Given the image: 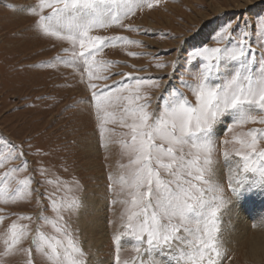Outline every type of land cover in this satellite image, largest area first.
Listing matches in <instances>:
<instances>
[{
  "label": "snow or ice",
  "instance_id": "obj_1",
  "mask_svg": "<svg viewBox=\"0 0 264 264\" xmlns=\"http://www.w3.org/2000/svg\"><path fill=\"white\" fill-rule=\"evenodd\" d=\"M160 3L36 0L27 11L35 17L34 25L42 35L61 43L65 55L53 59L69 67L85 66L91 81L109 79L93 71L114 63L97 61L96 54L103 48L143 43L124 35L99 33L112 27L139 30L125 22L128 17ZM237 27L238 21L221 25L216 38L223 43L192 50L189 58L199 63V70L188 73L191 80L181 75L180 87L169 90L150 75L133 73H123L121 81L110 85L89 83L101 146L114 142L110 134L106 135L114 131L108 124L118 122L126 129L118 143L127 162L108 177L112 203L123 206L112 238L114 264H223L234 228L225 224V214L254 188L264 190V40L257 52L251 46L250 33L240 29L237 34ZM258 31L264 37V24ZM184 42L169 51L182 50ZM178 59L171 62V76H175ZM166 66L163 61L155 64L158 69ZM181 88L191 92L194 103ZM152 89L160 90L156 97L151 95ZM229 114L236 127L248 123L260 126L224 140L221 150L215 128ZM37 152L46 155L40 149ZM222 168L227 169L228 197L221 182ZM82 191L79 180L65 181L43 163L30 166L23 145L0 134V204L35 200L38 209L35 216L16 214L0 233V264L17 256L22 257L23 264H102L90 259V252L80 241V228H73V219H79L84 210ZM0 213V221L13 215L4 209ZM45 226L56 235L45 232ZM25 241L28 247L23 246ZM125 243L134 248L130 260L121 259Z\"/></svg>",
  "mask_w": 264,
  "mask_h": 264
},
{
  "label": "rangeland",
  "instance_id": "obj_2",
  "mask_svg": "<svg viewBox=\"0 0 264 264\" xmlns=\"http://www.w3.org/2000/svg\"><path fill=\"white\" fill-rule=\"evenodd\" d=\"M35 3L36 0H0V134L23 145L30 166L37 167L43 163L50 168V173L58 174L65 181H80L83 185L81 195L84 210L79 219H73V228H80V241L84 249L90 252L93 262L103 259L107 264H114L112 238L117 231L123 206L112 203L113 193L108 189V177L115 175L120 165L127 162L121 156L118 143L126 129L121 128L118 122L108 124V129L114 131L106 135L110 134L114 142L108 147L101 146L98 121L91 101L93 90L88 87L89 83H95L98 87L110 85L113 81H121L123 73H133L150 75L159 83L166 84L169 90L180 87L181 75L191 80L193 77L188 73L199 70V63L189 58L192 50L201 45L219 46L223 42L216 38V31L221 25L226 26L233 21H238L236 33L240 29L248 31L252 48L259 52V42L264 40L258 31L264 24V0H161L152 9L144 7L137 10L125 22L132 23L139 30L112 27L99 34L124 35L143 43H120L115 47L103 48L96 54L97 61L114 63L94 68L93 71L97 75L109 76V79L91 81L85 66L69 67L53 59L65 54L60 42L42 35L36 29L35 17L27 11V6ZM182 40L185 41L182 50L169 51L177 49ZM128 52L141 54L130 56ZM177 57L175 76H171V62ZM158 61L166 62L167 66L156 68ZM159 91L152 89L151 95L156 97ZM181 91L191 102H195L191 92L184 88ZM66 105L71 107L66 108ZM219 122L224 124L220 131L216 130V125L215 138L221 150L224 140H231L234 134L260 126L248 123L236 127L230 114ZM230 128L232 131H229ZM37 149L46 155H41ZM226 174L227 169L222 168L221 182L228 197L231 194L226 187ZM36 178L41 177L36 174ZM47 187L49 191L53 190L51 185ZM258 189L249 192V199L237 202V206L241 209L247 207L251 194L258 196ZM0 209L13 214L0 221V233L17 218L16 214L35 216L38 211L35 200L29 204H0ZM48 215H52L50 211ZM44 231L56 235L50 226H45ZM250 238L247 236L246 239L231 242L232 246L226 245L228 251L223 264H264V249L252 251ZM2 239L0 236V244ZM23 246L28 247V241ZM134 255L133 245L125 243L121 259L130 260ZM5 264H23V260L17 256L6 260Z\"/></svg>",
  "mask_w": 264,
  "mask_h": 264
},
{
  "label": "bare ground",
  "instance_id": "obj_3",
  "mask_svg": "<svg viewBox=\"0 0 264 264\" xmlns=\"http://www.w3.org/2000/svg\"><path fill=\"white\" fill-rule=\"evenodd\" d=\"M222 124L224 123L219 122L217 124V131H220L223 126ZM257 192L258 196L251 194V200L250 202H247L246 209H241V207H238L237 203H235L225 214V224L228 225L229 228H233L234 226L231 237L226 245L232 246L231 242H237L243 238L246 239L247 236H251L249 246L252 251H256V249H264V224L261 223V221L264 220V190L259 188ZM249 197L250 194L248 195L247 193L246 198L244 199H249ZM251 230L254 232L252 233ZM99 262L107 264L103 259H99Z\"/></svg>",
  "mask_w": 264,
  "mask_h": 264
}]
</instances>
